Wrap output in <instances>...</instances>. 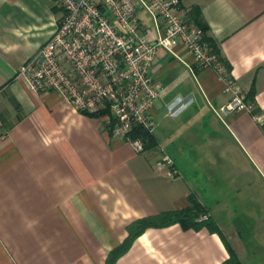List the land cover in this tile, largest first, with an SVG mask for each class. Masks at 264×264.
I'll list each match as a JSON object with an SVG mask.
<instances>
[{"label": "crops", "instance_id": "obj_1", "mask_svg": "<svg viewBox=\"0 0 264 264\" xmlns=\"http://www.w3.org/2000/svg\"><path fill=\"white\" fill-rule=\"evenodd\" d=\"M180 5L187 18L200 10L253 109L222 112L230 93L218 72L179 42L159 48L148 113L157 146L136 152L105 120L17 76L60 21L56 0H0V264H246L264 245V0ZM159 147L177 174L153 166ZM190 196L207 222L148 227L112 255L131 222Z\"/></svg>", "mask_w": 264, "mask_h": 264}, {"label": "built area", "instance_id": "obj_2", "mask_svg": "<svg viewBox=\"0 0 264 264\" xmlns=\"http://www.w3.org/2000/svg\"><path fill=\"white\" fill-rule=\"evenodd\" d=\"M56 2L63 10L60 21L38 51L18 67L17 76L36 92H55L77 111L99 113L136 152L146 150L143 142L129 133L136 125L151 131L148 113L161 90L152 74L159 48L172 50L179 42L198 67L218 72L224 90L230 93V99L220 107L222 112L252 111V103L245 100L236 80L211 52L201 28L189 21L180 0ZM150 25L156 30L154 40ZM152 163L177 174L162 147L156 149ZM208 218V213H203L198 220Z\"/></svg>", "mask_w": 264, "mask_h": 264}, {"label": "trees", "instance_id": "obj_3", "mask_svg": "<svg viewBox=\"0 0 264 264\" xmlns=\"http://www.w3.org/2000/svg\"><path fill=\"white\" fill-rule=\"evenodd\" d=\"M188 19L194 22L197 27L201 28V30L203 31V39L208 43L211 52L216 54V56L218 57L220 62L224 64V66H227L225 60L219 52L218 47L216 46V43L208 34V28L202 19L200 10L196 7L192 8L189 13ZM245 100L249 101V98L245 97ZM87 114L95 117L99 116V113ZM129 136L132 139H140L143 142L144 150H149L157 146V142L152 132L142 125H136L133 130L129 133ZM205 212L207 211L204 206L200 204V202L194 196H190L189 205L184 208L168 210L156 215L135 219L127 227V239L124 243L121 244L120 247L114 249L112 255L116 256L123 252L126 247L130 244L131 240L141 234L148 227H162L176 222L180 223L181 226L184 228L197 226L200 223L207 222L209 220V218L204 221L198 220L200 215ZM235 261V257L231 256L226 262L229 264L234 263Z\"/></svg>", "mask_w": 264, "mask_h": 264}, {"label": "rangeland", "instance_id": "obj_4", "mask_svg": "<svg viewBox=\"0 0 264 264\" xmlns=\"http://www.w3.org/2000/svg\"><path fill=\"white\" fill-rule=\"evenodd\" d=\"M192 23L194 24V22ZM104 122H106L105 126L111 125V123L109 124L107 123V120H105ZM245 263L246 264H264V245L251 248L249 252V257Z\"/></svg>", "mask_w": 264, "mask_h": 264}]
</instances>
